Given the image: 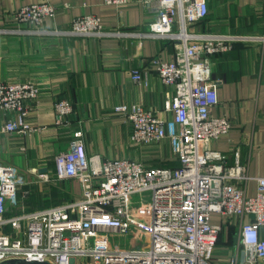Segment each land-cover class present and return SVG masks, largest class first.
<instances>
[{"label":"built area","instance_id":"2783aa9c","mask_svg":"<svg viewBox=\"0 0 264 264\" xmlns=\"http://www.w3.org/2000/svg\"><path fill=\"white\" fill-rule=\"evenodd\" d=\"M133 0H104L121 7ZM56 7L49 3L24 6L14 12L18 23L30 25L20 31L43 30L46 19L54 18ZM209 13L205 0H157L155 20L139 36L180 41L173 62L155 59L154 71L174 94L164 104L172 118L162 120L156 112L133 105L114 107L132 127L131 141L141 146L168 140L179 162L175 168L148 167L131 159L102 160L88 156L84 134H73L67 152L54 158L57 180H76L81 185L77 202L35 212H26L23 191L26 181L13 167L0 161V264L21 259L49 264H212L221 227L211 223L219 214L228 221L250 216L240 236L245 264H264V177L258 178V194L245 193L247 170L238 162L227 166L225 157L211 145L230 132L231 122L212 110L219 104L218 88L211 78L210 58L229 52L237 42L249 38L228 34L190 35L187 26L204 20ZM179 31L174 32V27ZM50 33V32H49ZM53 34L103 37L104 26L97 16L76 18L68 30ZM132 80L143 82L140 72ZM41 89L32 82L0 83V111L13 119L0 127V135L42 131L27 121ZM56 125L64 126L74 112L66 100L54 104ZM49 182L51 177L41 175ZM141 200L135 203L134 198ZM146 200L148 202H146ZM142 203L140 204V202ZM140 204V205H139ZM147 204V205H146ZM149 215L143 218V212ZM147 234L141 248H115L110 234Z\"/></svg>","mask_w":264,"mask_h":264},{"label":"crops","instance_id":"0c3cea01","mask_svg":"<svg viewBox=\"0 0 264 264\" xmlns=\"http://www.w3.org/2000/svg\"><path fill=\"white\" fill-rule=\"evenodd\" d=\"M205 1L208 16L187 26L190 35L249 38L210 58L211 78L219 98L212 114L232 124L230 132L211 149L225 157L227 166L238 162L246 168L249 180L245 193L251 198L258 194L257 179L264 177V0ZM156 2L133 0L116 7L104 0H0V83L32 82L41 89L27 121L42 131L0 135V161L15 168L26 181L20 191L29 192L24 200L26 212L79 200L78 181L54 178V158L67 152L76 131L83 132L90 157L127 158L148 167L179 166L168 140L152 146L134 144L130 123L113 111L119 105L137 104L156 112L162 120L172 118L164 104L174 89L162 83L152 62H173L182 43L139 36L155 20ZM42 3L56 7L54 18L46 19L42 27L48 33L20 32L31 26L18 23L14 12ZM88 15L100 18L106 35L51 33L68 30L76 18ZM178 31L179 26L174 27V32ZM134 72L142 74V83L132 80ZM59 100L70 102L74 109L64 126L55 123L54 104ZM12 119L13 115L0 111V127ZM41 175L51 177L50 181ZM251 220L247 215L228 221L219 214L211 216V223L221 227L212 264H245L240 231ZM260 236L264 238V225Z\"/></svg>","mask_w":264,"mask_h":264},{"label":"rangeland","instance_id":"374dc122","mask_svg":"<svg viewBox=\"0 0 264 264\" xmlns=\"http://www.w3.org/2000/svg\"><path fill=\"white\" fill-rule=\"evenodd\" d=\"M140 200H141L140 196H136L134 198L135 203ZM146 202L148 201L146 200ZM141 203L142 201L140 202V204ZM142 214L144 220H147L149 215L146 213V211H144ZM110 238L113 246H115V248H120V249L141 248L147 244V240H148L147 234L141 233L140 230H136L132 235L129 236H123L113 233L110 234Z\"/></svg>","mask_w":264,"mask_h":264},{"label":"water","instance_id":"95a60500","mask_svg":"<svg viewBox=\"0 0 264 264\" xmlns=\"http://www.w3.org/2000/svg\"><path fill=\"white\" fill-rule=\"evenodd\" d=\"M44 172H47V170H45ZM1 264H49V263H42V262H27L25 260H21V259H15V260H8L5 261Z\"/></svg>","mask_w":264,"mask_h":264},{"label":"trees","instance_id":"16d2710c","mask_svg":"<svg viewBox=\"0 0 264 264\" xmlns=\"http://www.w3.org/2000/svg\"><path fill=\"white\" fill-rule=\"evenodd\" d=\"M28 201H29V200H28ZM28 201H27V202H28ZM26 205H27V204H25V206H26ZM27 206H28V205H27ZM27 206H26V207H27ZM35 211H39V210H35ZM35 211H30V212H35Z\"/></svg>","mask_w":264,"mask_h":264}]
</instances>
